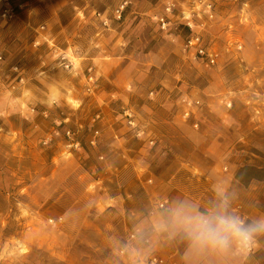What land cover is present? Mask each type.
<instances>
[{
  "label": "rangeland",
  "instance_id": "rangeland-1",
  "mask_svg": "<svg viewBox=\"0 0 264 264\" xmlns=\"http://www.w3.org/2000/svg\"><path fill=\"white\" fill-rule=\"evenodd\" d=\"M157 102L176 108L173 126L150 119ZM224 119L223 165L240 167L231 197L242 219H260L264 0H0V134H31L33 146L28 162L1 140L0 264L166 260L148 242L142 250L148 223L111 204L108 187L122 180L109 167L123 137L149 157L160 132L200 145ZM81 213L96 223H78ZM246 264H264V238Z\"/></svg>",
  "mask_w": 264,
  "mask_h": 264
},
{
  "label": "crops",
  "instance_id": "crops-1",
  "mask_svg": "<svg viewBox=\"0 0 264 264\" xmlns=\"http://www.w3.org/2000/svg\"><path fill=\"white\" fill-rule=\"evenodd\" d=\"M152 109L150 119H156L159 125L171 127L177 121V117H173V109L176 108L168 103L157 102L153 104ZM159 110L168 116H161ZM187 110L185 107L184 112ZM229 123L230 120L224 119L222 125L218 124L217 131L203 135L204 141L195 146L191 135L171 134L170 129L160 132L159 149L149 157L145 156L141 146L133 150L124 146L127 142L124 137L120 141V164L111 165L109 171L111 174L120 175L122 182L119 188L108 187L111 204L120 206L126 218H136L148 223L147 227L137 231L142 250H149L146 242L150 243L153 250L165 257L166 264H185L183 255L186 242L179 237H171L164 227L165 211L174 207L177 202H187L200 211H205L223 196H227L229 211L241 217V202L234 196L231 197V191L238 190L241 186L238 177L240 167L234 164L223 165L228 155V133L225 127L229 126ZM7 138L11 142L8 145L9 153L20 160L28 159L30 162L33 150L31 134H0V144L2 139ZM175 139L188 145L183 146L184 149H173ZM210 144L212 146H209ZM149 199L152 201L153 211L151 212L150 207V210L144 212ZM157 203H165L166 206L159 208ZM256 215L261 218L259 211H256ZM76 221L81 224L87 221L96 223L97 219L90 213H81L76 217ZM204 264H219V260L216 257H208ZM228 264H236V261L231 259Z\"/></svg>",
  "mask_w": 264,
  "mask_h": 264
},
{
  "label": "clouds",
  "instance_id": "clouds-1",
  "mask_svg": "<svg viewBox=\"0 0 264 264\" xmlns=\"http://www.w3.org/2000/svg\"><path fill=\"white\" fill-rule=\"evenodd\" d=\"M164 215L170 236L186 242L185 264H204L208 257L218 258L219 264H228L231 259L246 264L264 238V218L246 222L229 211L227 196L205 211L180 201Z\"/></svg>",
  "mask_w": 264,
  "mask_h": 264
},
{
  "label": "built area",
  "instance_id": "built-area-1",
  "mask_svg": "<svg viewBox=\"0 0 264 264\" xmlns=\"http://www.w3.org/2000/svg\"><path fill=\"white\" fill-rule=\"evenodd\" d=\"M6 12H7V10L5 11V13H4V15H6ZM160 20V24H161V26L163 27V28H165L166 26H167V21L165 20V18H160L159 19ZM199 40V38H196V41H198ZM190 44H192L193 43V40H191L190 42H189ZM200 53H204V50L201 48L200 49ZM210 60L212 61V62H214L215 60H214V58H212V56H211V58H210ZM184 101H186V103H187V105H189V106H191L193 103H192V101H187V99H184ZM230 105V104H229ZM190 111L189 110H187L186 112H185V116L187 117V116H189L190 115ZM153 142V141H152ZM166 206V204L165 203H159V207L160 208H164ZM131 237L132 238H134V237H136V233H132L131 234ZM149 263L150 264H165V260L163 259V258H161V257H159V256H151L150 257V259H149Z\"/></svg>",
  "mask_w": 264,
  "mask_h": 264
}]
</instances>
